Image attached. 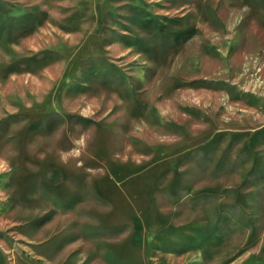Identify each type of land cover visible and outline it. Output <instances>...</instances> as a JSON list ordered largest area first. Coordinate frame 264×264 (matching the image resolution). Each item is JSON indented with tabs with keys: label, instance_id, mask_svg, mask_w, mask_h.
I'll return each mask as SVG.
<instances>
[{
	"label": "rangeland",
	"instance_id": "rangeland-1",
	"mask_svg": "<svg viewBox=\"0 0 264 264\" xmlns=\"http://www.w3.org/2000/svg\"><path fill=\"white\" fill-rule=\"evenodd\" d=\"M0 264H264V0H0Z\"/></svg>",
	"mask_w": 264,
	"mask_h": 264
}]
</instances>
